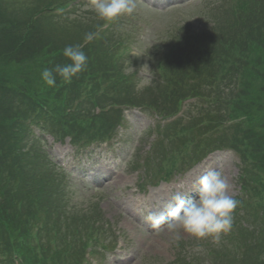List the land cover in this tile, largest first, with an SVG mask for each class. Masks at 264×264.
<instances>
[{
    "label": "trees",
    "instance_id": "obj_1",
    "mask_svg": "<svg viewBox=\"0 0 264 264\" xmlns=\"http://www.w3.org/2000/svg\"><path fill=\"white\" fill-rule=\"evenodd\" d=\"M74 1L0 0V264H81L89 240L101 243L89 212L66 203L62 174L29 143L31 125L89 142L115 127V106L147 105L166 118L192 98L185 124L157 125L164 151L158 140L149 159L165 177L180 169V158L184 164L216 148L235 149L243 196L221 240L228 247L211 244L208 256L244 264L251 255L264 264V0H230L212 15V27L158 41L149 58L153 87L141 93L124 56L134 31L118 17L52 16ZM87 32L98 37L84 44ZM76 44L88 57L86 70L70 83L53 72L56 86H47L41 72L70 63L63 49ZM174 145L180 157L169 156Z\"/></svg>",
    "mask_w": 264,
    "mask_h": 264
},
{
    "label": "rangeland",
    "instance_id": "obj_2",
    "mask_svg": "<svg viewBox=\"0 0 264 264\" xmlns=\"http://www.w3.org/2000/svg\"><path fill=\"white\" fill-rule=\"evenodd\" d=\"M227 2L230 0H136L137 7L131 15L119 16L117 20L127 22L128 29L134 31L137 28L139 31L138 36L132 33L135 39L130 48L131 59L139 69L136 88L142 80L140 66L147 64L150 68L148 58L154 51L152 45L155 40L164 38L168 41L166 38L169 35H181L204 25L212 27V15L224 13V8L229 6ZM83 13H95L91 0H80L73 11L63 14L72 17ZM120 33L129 34L125 29H121ZM147 87L152 89L153 83L143 87L142 92ZM155 122L156 117L148 110H127L125 122L118 128L111 143L94 145L78 155L69 139L54 140L50 134H41L37 127L33 131L55 164L64 165L71 173L65 190L66 203L89 212L92 219L97 217L109 224L107 231L112 242L116 239V247L102 251L99 264H173L183 251H189L190 244H197L199 239L183 232L177 237L163 227L153 229L145 220L147 212L161 211L163 204L177 192L195 198L196 181L210 170L222 172L230 195L234 197L239 192L238 157L228 149L212 152L185 174L177 175L170 181H147L148 172L142 167L134 169L133 164L137 157L149 150L154 139L150 130ZM201 249L204 250L200 252ZM205 249L201 247L190 252H200L198 255L204 264H217L205 258ZM255 262L251 255L249 261L244 260V264Z\"/></svg>",
    "mask_w": 264,
    "mask_h": 264
},
{
    "label": "clouds",
    "instance_id": "obj_3",
    "mask_svg": "<svg viewBox=\"0 0 264 264\" xmlns=\"http://www.w3.org/2000/svg\"><path fill=\"white\" fill-rule=\"evenodd\" d=\"M136 7V0H91L92 10L98 18L105 21H112L121 15H131ZM97 37V32H87L83 42L90 43ZM82 49L83 44L66 46L63 55L70 63L45 68L41 72L43 82L49 87H55L56 77L53 72L65 83H70L76 74L85 71L88 57ZM140 67L142 80L136 88L138 92L152 82V71L148 65ZM228 188L222 172L210 170L196 181L195 198L177 192L163 204L161 211H148L145 220L153 229L159 230L163 227L177 237L183 232L197 239L211 237L214 243H218L221 234L231 230L232 214L238 206V201L229 194Z\"/></svg>",
    "mask_w": 264,
    "mask_h": 264
}]
</instances>
